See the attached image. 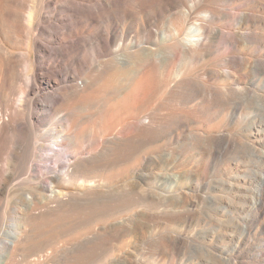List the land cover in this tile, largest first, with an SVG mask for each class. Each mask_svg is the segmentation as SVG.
Listing matches in <instances>:
<instances>
[{
    "label": "bare ground",
    "instance_id": "obj_1",
    "mask_svg": "<svg viewBox=\"0 0 264 264\" xmlns=\"http://www.w3.org/2000/svg\"><path fill=\"white\" fill-rule=\"evenodd\" d=\"M208 1L0 0V26L10 20L8 27L30 42L24 52L5 53L7 74L0 77V239L9 250L3 263L15 260L22 242V257H42L36 249L71 229L75 213L80 216L106 200L107 213L130 206L123 196L139 192L128 183L121 190L117 181L123 173H137L135 156L166 135L162 127L168 119L153 112L145 119L135 116L156 93H169L172 100L199 94L209 108L221 105L220 88L192 74L177 70L170 84L178 57L215 56L218 71L229 77L261 61L264 18L250 13L248 25L227 29L213 22L236 24L242 12L232 10L233 0ZM243 45L255 51L248 55ZM119 67L128 72L126 85L113 73ZM237 76L246 83L245 75ZM172 132L173 139H181ZM192 136L199 141L204 134ZM210 137L223 151L236 143L228 135ZM175 162L168 158L166 166L178 181ZM163 192L166 206L171 198L181 205L180 195L186 194L180 186ZM182 241L181 232L171 238L175 247ZM68 250L54 246L46 259L62 253L60 259L67 261Z\"/></svg>",
    "mask_w": 264,
    "mask_h": 264
},
{
    "label": "rangeland",
    "instance_id": "obj_2",
    "mask_svg": "<svg viewBox=\"0 0 264 264\" xmlns=\"http://www.w3.org/2000/svg\"><path fill=\"white\" fill-rule=\"evenodd\" d=\"M260 1L261 5L254 0H233L229 6L242 12L237 23L221 19L213 24L239 31L248 25L247 14L264 18V0ZM8 26L10 20L3 19L1 78L7 74L5 53L24 52L30 45L21 32ZM243 48L248 55L255 51L253 45ZM259 57L261 61L238 69L233 77L218 71L215 56L195 60L178 57L171 69L170 84L177 78V70L192 74L220 88L225 97L221 105L209 108L204 95L199 94L172 100L169 93L166 97L156 93L135 116L145 119L153 112L168 119L162 127L166 135L144 145L135 156L137 173H123L117 181L119 189L129 188L124 187L128 183L139 192L123 196L130 206L107 213L106 200L80 216L75 213L71 229L48 237L36 249L42 257H22L26 244L22 242L15 260L7 264H264V54ZM123 71L119 67L113 73L121 75V85H126L128 72ZM239 73L247 77L245 84L237 81ZM109 79L107 75L104 80ZM227 88H232L234 94L230 95ZM172 110L176 113L169 115ZM171 132L181 135V139H173ZM192 132L204 137L195 141ZM212 135L220 139L228 135L236 143L223 151L215 146ZM168 158L179 165L176 172L182 177L178 181L167 169ZM171 186H180L186 192L180 195L179 206L174 204L176 198L169 200L172 205L164 204L163 191ZM256 217L259 220L254 226ZM179 232L183 241L175 247L171 238ZM162 241H166L165 247L160 245ZM2 245L0 239V264H6L3 255L9 250ZM54 246H68L67 254L72 257L62 261V253H58L47 261L46 255Z\"/></svg>",
    "mask_w": 264,
    "mask_h": 264
}]
</instances>
